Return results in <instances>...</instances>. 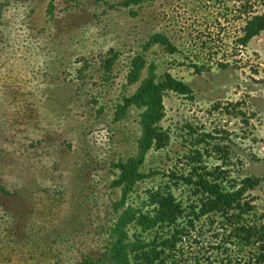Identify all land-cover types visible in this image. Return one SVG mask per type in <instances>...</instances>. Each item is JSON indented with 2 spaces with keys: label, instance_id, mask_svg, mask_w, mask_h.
<instances>
[{
  "label": "rangeland",
  "instance_id": "1",
  "mask_svg": "<svg viewBox=\"0 0 264 264\" xmlns=\"http://www.w3.org/2000/svg\"><path fill=\"white\" fill-rule=\"evenodd\" d=\"M126 1L57 0L52 16V0H0V264H80L106 252L124 188L114 165L138 156L141 137L143 109L119 105L153 67L155 82L170 75L193 94H165L170 144L148 154L141 172L158 175L136 183L128 202L144 203L162 172H186L185 155L206 140L202 167L226 161L233 180L260 181L245 202L264 222V40L235 55L241 3ZM251 1L264 14V0ZM157 35L177 51L152 43ZM139 60L146 68L131 84Z\"/></svg>",
  "mask_w": 264,
  "mask_h": 264
},
{
  "label": "trees",
  "instance_id": "2",
  "mask_svg": "<svg viewBox=\"0 0 264 264\" xmlns=\"http://www.w3.org/2000/svg\"><path fill=\"white\" fill-rule=\"evenodd\" d=\"M56 1L52 0L48 12L52 16ZM144 1L127 0L122 5L131 7ZM232 1L235 6L241 2V7L236 9L244 27L238 44L246 46L264 32V15L252 16L255 3L251 0ZM152 43L165 45L170 54L177 51L161 35L153 37ZM115 61L116 58H110L106 68L111 70ZM145 68L144 60L136 61L130 67L128 81L131 84L140 82ZM148 76L137 92L125 99V105H119L120 113L132 105L143 109L138 156L114 165L120 171L114 186H124L122 197L114 208L120 215L108 233L106 252L97 260L88 257L80 264H264V222H252L249 215L256 206L245 202L248 191L256 189L260 181L246 179L240 184L233 180L231 172L224 167L226 161L215 162L212 168L202 167L205 166L204 151L201 152L200 145L206 140L196 144L198 148L192 156L185 155L187 173L184 170L162 172L164 184L150 190L144 203L135 206L128 202L129 192L136 183L155 175L141 172L148 154L164 150L170 144L169 132L161 127L166 115L165 94H193L187 83L170 75L155 82L154 67ZM216 150L221 152L220 148ZM0 192L5 193V190L0 188ZM176 192H183L184 198L177 199ZM207 226H211V242H216L208 241L209 246L204 238ZM228 245H233L236 251Z\"/></svg>",
  "mask_w": 264,
  "mask_h": 264
},
{
  "label": "flooded vegetation",
  "instance_id": "3",
  "mask_svg": "<svg viewBox=\"0 0 264 264\" xmlns=\"http://www.w3.org/2000/svg\"><path fill=\"white\" fill-rule=\"evenodd\" d=\"M240 3H241V2H238L237 4H240ZM251 3H255V2H252V1H251ZM263 3H264V1H263ZM235 12H236V15H237V17H238V15H239V11H235ZM223 15H224V13H223ZM255 15H264V14L255 11V13H254L252 16H255ZM240 21H241V20H240ZM242 22H243V20H242ZM243 23H244V22H243ZM243 27H244V24H243L242 28H243ZM242 28H241V29H242ZM263 33H264V32H263ZM263 33H262V34H263ZM262 34H261V35H262ZM261 35H260V36H261ZM241 37H242V31L240 30V37H239L238 42L240 41V38H241ZM257 37H259V36H256V37H254L253 39H255V38H257ZM253 39H252V40H253ZM252 40H251V41H252ZM251 41H250L246 46H245V45H242V44H238L237 47H240V48H239L240 51H239V52L237 51L236 55H238L240 52L246 51V49L248 48V46H249V44L251 43ZM241 47H242L243 49H242ZM255 52H256V51H255ZM237 57H239V55H238ZM235 58H236V56L234 57V59H235Z\"/></svg>",
  "mask_w": 264,
  "mask_h": 264
},
{
  "label": "crops",
  "instance_id": "4",
  "mask_svg": "<svg viewBox=\"0 0 264 264\" xmlns=\"http://www.w3.org/2000/svg\"><path fill=\"white\" fill-rule=\"evenodd\" d=\"M264 40V33L261 35V36H259V37H257V38H255V39H253L252 41H251V43L249 44V46H251V47H253V46H255L254 44H256V42L259 40V41H261V40ZM260 48L262 49V50H264V44H262L261 46H260ZM256 50V49H255ZM258 50V49H257ZM259 97V99H260V97H261V95L260 96H258ZM246 101V100H245ZM248 103V102H247ZM258 105V101L255 103V106H257ZM252 108L254 107L253 105L251 106ZM250 107V110L252 111V108Z\"/></svg>",
  "mask_w": 264,
  "mask_h": 264
},
{
  "label": "built area",
  "instance_id": "5",
  "mask_svg": "<svg viewBox=\"0 0 264 264\" xmlns=\"http://www.w3.org/2000/svg\"><path fill=\"white\" fill-rule=\"evenodd\" d=\"M240 48V47H239ZM242 48V47H241ZM243 49V48H242Z\"/></svg>",
  "mask_w": 264,
  "mask_h": 264
}]
</instances>
